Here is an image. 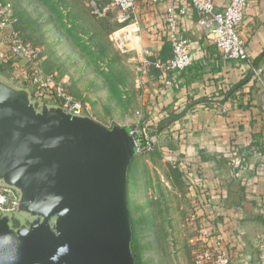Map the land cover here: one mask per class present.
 Instances as JSON below:
<instances>
[{"label": "crops", "instance_id": "1", "mask_svg": "<svg viewBox=\"0 0 264 264\" xmlns=\"http://www.w3.org/2000/svg\"><path fill=\"white\" fill-rule=\"evenodd\" d=\"M213 2L220 11L227 0ZM172 5L170 0H138L141 29L134 53L141 61L144 51L150 61L172 58L165 33ZM186 8L180 32L188 40L192 66L168 75L154 67L142 72V104L157 127L155 136L178 144L166 148L172 162L200 165L206 178L200 188L202 201L207 199L208 216L200 220L204 228L216 220L240 242L232 264H264V80L255 79L246 65L225 60L210 38L211 23L202 24L204 17L190 4ZM8 33L0 32V49ZM240 34L251 65L264 66V0H249ZM0 75L10 79L6 62H0ZM166 79L172 86L160 93Z\"/></svg>", "mask_w": 264, "mask_h": 264}, {"label": "water", "instance_id": "2", "mask_svg": "<svg viewBox=\"0 0 264 264\" xmlns=\"http://www.w3.org/2000/svg\"><path fill=\"white\" fill-rule=\"evenodd\" d=\"M138 152L130 128L73 115L0 75V187L19 196L14 214L0 213V264H135L128 171Z\"/></svg>", "mask_w": 264, "mask_h": 264}, {"label": "rangeland", "instance_id": "3", "mask_svg": "<svg viewBox=\"0 0 264 264\" xmlns=\"http://www.w3.org/2000/svg\"><path fill=\"white\" fill-rule=\"evenodd\" d=\"M88 1L0 0L17 18L20 38L43 50L44 73L66 81L69 92L87 104L86 116L110 129L135 131L140 149L128 171L135 264H192L206 230L200 222L207 216L202 193L172 165L166 148L178 144L158 139L157 127L147 120L138 88L140 56L118 50L110 40L120 27L116 11L97 18ZM17 219L15 226L26 217L20 213Z\"/></svg>", "mask_w": 264, "mask_h": 264}, {"label": "built area", "instance_id": "4", "mask_svg": "<svg viewBox=\"0 0 264 264\" xmlns=\"http://www.w3.org/2000/svg\"><path fill=\"white\" fill-rule=\"evenodd\" d=\"M170 1L173 5L166 12L165 33L171 44L173 56L166 61L162 59L150 61L147 58L149 53L144 51L141 61L142 72H149L150 68L154 67L168 75L175 71H185L192 66L193 62L187 50L188 40L183 38L180 32V20L187 14L186 5L190 4L204 17L205 21H202V24H206L207 21L211 23L210 38L221 56L225 60L246 65L248 70L253 71L255 79L264 80V66L255 68L251 65L245 41L240 34L249 0H227L220 11L216 10L213 0ZM137 3L138 0H111L110 4H106L104 0L88 1L92 15L97 18L106 17L111 10L116 11V21L120 27L110 35V40L122 52L135 51L140 37L141 27ZM17 22L12 9L0 2V32L9 30L0 49V62L10 65L12 69L10 79L18 85L26 86L35 99L51 101L50 103L60 105L73 115L85 116L88 110L87 104L76 99L69 92L64 79L56 81L51 75L44 73L40 64L43 50L40 46L27 43L20 38L15 30ZM139 82L141 84V81ZM171 86L172 81L166 79L160 93ZM131 132L135 136V131L131 129ZM153 143L151 139L148 146H152ZM18 206L17 192L11 188L0 187V213L14 214ZM199 242L192 264H232L230 254L225 249L222 236L214 223L202 231Z\"/></svg>", "mask_w": 264, "mask_h": 264}, {"label": "trees", "instance_id": "5", "mask_svg": "<svg viewBox=\"0 0 264 264\" xmlns=\"http://www.w3.org/2000/svg\"><path fill=\"white\" fill-rule=\"evenodd\" d=\"M169 117H175V115H170ZM176 118V117H175ZM168 118H165L163 120V122H165V120H167ZM164 125V124H163ZM176 167L177 171L180 173V175L185 176L189 181L192 182L193 186L196 188L197 192L200 194V188H202V184L206 181V178L204 176V174L201 171V167L198 163L195 164L194 163H188V162H183V161H175L174 164H172ZM194 166V167H193ZM206 200L205 201H201V209L204 210L205 212V207L204 205L206 204ZM208 216V214H206L204 216ZM206 216V217H207ZM214 225L217 227V229L219 230L221 236H222V240L225 246V249H227V251L230 254L231 260H235L237 259V255H238V247L240 246V242L239 241H234L231 239V237L227 236L225 233V230H223V228L220 226V224H218L216 222V220H213ZM235 226L232 227L233 231H235Z\"/></svg>", "mask_w": 264, "mask_h": 264}, {"label": "flooded vegetation", "instance_id": "6", "mask_svg": "<svg viewBox=\"0 0 264 264\" xmlns=\"http://www.w3.org/2000/svg\"><path fill=\"white\" fill-rule=\"evenodd\" d=\"M18 225V224H17Z\"/></svg>", "mask_w": 264, "mask_h": 264}]
</instances>
